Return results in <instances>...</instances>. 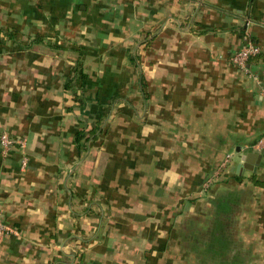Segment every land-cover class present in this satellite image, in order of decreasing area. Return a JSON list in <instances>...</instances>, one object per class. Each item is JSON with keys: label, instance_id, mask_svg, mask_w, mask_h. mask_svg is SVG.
<instances>
[{"label": "crops", "instance_id": "1", "mask_svg": "<svg viewBox=\"0 0 264 264\" xmlns=\"http://www.w3.org/2000/svg\"><path fill=\"white\" fill-rule=\"evenodd\" d=\"M263 88L264 0H0V264H264Z\"/></svg>", "mask_w": 264, "mask_h": 264}, {"label": "trees", "instance_id": "2", "mask_svg": "<svg viewBox=\"0 0 264 264\" xmlns=\"http://www.w3.org/2000/svg\"><path fill=\"white\" fill-rule=\"evenodd\" d=\"M82 132L77 135V141L83 137ZM221 206L218 204L217 207ZM185 249L194 255L196 264H247L246 254L241 255L231 238L221 232L220 222L216 219L210 229L186 239Z\"/></svg>", "mask_w": 264, "mask_h": 264}, {"label": "built area", "instance_id": "3", "mask_svg": "<svg viewBox=\"0 0 264 264\" xmlns=\"http://www.w3.org/2000/svg\"><path fill=\"white\" fill-rule=\"evenodd\" d=\"M260 52L259 47L254 45L252 42H245L241 48L233 54L230 58L231 63L242 73L247 76H251L249 71V60L253 57H256ZM262 94L264 95V88L262 90ZM24 142L22 139L13 138L8 135L7 132H2L0 134V146L2 149L3 154H6L10 150L16 147H23ZM255 148L257 149H264V135L259 139L256 143ZM230 157H227L225 161L218 167L216 173L212 176L206 178L202 183L203 191H207L210 188V184H216L221 178L225 179V174L227 173V163H229ZM25 166L24 161H22V167ZM11 230L7 228L3 221L1 220L0 216V240H2L5 236L10 235Z\"/></svg>", "mask_w": 264, "mask_h": 264}, {"label": "rangeland", "instance_id": "4", "mask_svg": "<svg viewBox=\"0 0 264 264\" xmlns=\"http://www.w3.org/2000/svg\"><path fill=\"white\" fill-rule=\"evenodd\" d=\"M203 182H204V181H203ZM213 185H214V184H213ZM213 185L210 184V188H211ZM210 188H208V190H207L206 192H208ZM201 189H202V185H201ZM202 191H203V189H202ZM203 192H205V191H203ZM234 244H235V243H234Z\"/></svg>", "mask_w": 264, "mask_h": 264}, {"label": "water", "instance_id": "5", "mask_svg": "<svg viewBox=\"0 0 264 264\" xmlns=\"http://www.w3.org/2000/svg\"><path fill=\"white\" fill-rule=\"evenodd\" d=\"M242 161H246V158L244 157V158H242Z\"/></svg>", "mask_w": 264, "mask_h": 264}]
</instances>
